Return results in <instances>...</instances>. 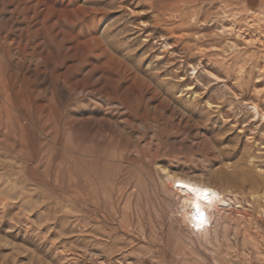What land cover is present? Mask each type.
<instances>
[{"label":"rangeland","instance_id":"obj_1","mask_svg":"<svg viewBox=\"0 0 264 264\" xmlns=\"http://www.w3.org/2000/svg\"><path fill=\"white\" fill-rule=\"evenodd\" d=\"M263 31L264 0H0V264H264ZM167 174L226 197L209 241Z\"/></svg>","mask_w":264,"mask_h":264},{"label":"bare ground","instance_id":"obj_2","mask_svg":"<svg viewBox=\"0 0 264 264\" xmlns=\"http://www.w3.org/2000/svg\"><path fill=\"white\" fill-rule=\"evenodd\" d=\"M40 9H41V7H40ZM232 17H233V15H232ZM251 17L252 16H250V18ZM235 30H237V29H235ZM240 33H241V31H240ZM262 33H264V31ZM262 33H260V34H262ZM260 34H258V35H260ZM244 41H246V39H244ZM251 42H253V41H251ZM166 178H167L168 182L172 183L173 189L175 190L176 194L179 197L177 212H178L182 222L186 224V226L189 228L191 233L198 234V235L202 236V238L205 239L206 241H209L210 240L209 233H210V228L212 226V220L213 219L218 220L220 218L219 209L222 208L224 205H226V202H227L226 197L220 191H218L216 188H214L210 184H207L204 182L191 180L189 178L176 176V175H172V174H167ZM178 184L187 185V186H191L194 188H199L201 190H207L208 197H207V199H204L202 197L200 199H197V197L194 196L188 189H182V188L178 187ZM196 203L199 204V209H200L199 213H197L195 208L193 207V205ZM212 229H213L212 231L214 233V236H216V232H217L216 226H213Z\"/></svg>","mask_w":264,"mask_h":264},{"label":"snow or ice","instance_id":"obj_3","mask_svg":"<svg viewBox=\"0 0 264 264\" xmlns=\"http://www.w3.org/2000/svg\"><path fill=\"white\" fill-rule=\"evenodd\" d=\"M178 187L182 188V189H188L194 196L197 197V199H200L201 197L204 199H207L208 197V192L207 190H201L199 188H194L191 186H187V185H181L178 184ZM193 207L195 208L196 212L199 213V204L196 203L193 205ZM195 218V217H194Z\"/></svg>","mask_w":264,"mask_h":264}]
</instances>
